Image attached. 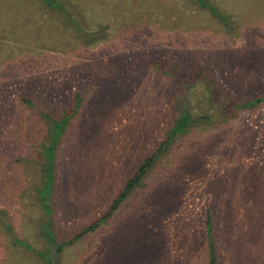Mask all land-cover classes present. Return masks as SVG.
<instances>
[{
    "label": "rangeland",
    "instance_id": "obj_1",
    "mask_svg": "<svg viewBox=\"0 0 264 264\" xmlns=\"http://www.w3.org/2000/svg\"><path fill=\"white\" fill-rule=\"evenodd\" d=\"M203 1L0 0V264H264V0Z\"/></svg>",
    "mask_w": 264,
    "mask_h": 264
},
{
    "label": "trees",
    "instance_id": "obj_2",
    "mask_svg": "<svg viewBox=\"0 0 264 264\" xmlns=\"http://www.w3.org/2000/svg\"><path fill=\"white\" fill-rule=\"evenodd\" d=\"M197 3L201 6L207 7L213 14L218 15L219 13L217 10L209 4V2H205L203 0H197ZM260 98H264V93L261 96H256L255 99L258 101ZM188 112V110H186ZM180 129V126L178 122L173 124L171 128L168 129V131L165 133V135L157 142L156 147L153 151H151L149 154L143 157L141 162L137 165V167L134 169V171L125 179L121 189L117 192L115 196L111 198L106 208L98 214L95 218H93L90 222H88L86 225L81 227L78 231L73 233L70 237H67L66 239H60L55 241V251H58L62 245L71 242L72 240L80 237L84 232L89 231L93 229L95 226L98 225V223L105 218H107L111 212L119 205L121 200L126 196L128 191L132 189L134 186L140 183L142 180L144 174L146 171L151 167L153 160L160 155L163 151L166 150L170 142L172 141L173 136L176 132H178ZM211 215L208 211L205 213V226L207 227V232H211ZM209 232L208 240H207V261L208 264H217V254L215 251V243L211 238V234ZM19 244L25 248H30L29 244L24 242L22 239H17ZM39 251V250H38ZM41 252V251H39ZM43 254H41L42 256Z\"/></svg>",
    "mask_w": 264,
    "mask_h": 264
}]
</instances>
